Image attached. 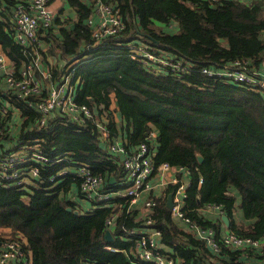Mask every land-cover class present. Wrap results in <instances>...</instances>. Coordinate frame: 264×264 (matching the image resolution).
Returning a JSON list of instances; mask_svg holds the SVG:
<instances>
[{
	"label": "trees",
	"instance_id": "16d2710c",
	"mask_svg": "<svg viewBox=\"0 0 264 264\" xmlns=\"http://www.w3.org/2000/svg\"><path fill=\"white\" fill-rule=\"evenodd\" d=\"M102 1L117 10L122 27L101 44H94L86 21L91 3L69 0L75 21L53 17L50 27L38 29L46 34L47 43L27 47L14 36L12 12L18 5L28 9L31 0H0V51L9 59V68L19 77L36 55L42 61L54 55L57 64L51 66V80L58 82V77L60 83L72 64L74 78L80 81L77 103L90 106L98 116L107 113L108 139L122 143L124 154L145 142L155 167L168 162L189 169L186 215L202 224L192 209L206 202L220 204L229 225L222 214L214 222L206 220L208 225L217 226L214 223L219 221L220 227L264 242V95L241 82L202 72V68L220 70L239 63L249 73L264 68V0ZM138 43L181 59L185 69L173 71L131 58L130 50ZM38 76L33 78L40 83V94L17 98L0 91V106L7 102L20 113L8 116L7 129L0 120L5 130L0 145H8L5 154L38 145L44 154L63 160L41 165L37 177L22 188L0 184V228L12 234L0 233V238H22L32 264H140L133 254L134 239L122 228L139 224L138 210L126 211L127 197L92 202L89 210L75 214L65 209L74 207L66 191L71 183L83 197L80 177L74 172L58 176L57 185L49 188L55 171L78 162L101 174L104 190L123 188L126 177L122 155L107 149L108 140L100 139L95 125L68 120L58 109L46 115L42 126L37 124L36 101L47 95V87L58 84ZM150 130L155 131L153 138L147 137ZM173 187L168 185L156 199L152 218L153 227L160 230L159 249L172 256L174 264H264V245L239 249L221 244L213 253L182 227L166 206V193ZM237 209L242 211L239 221ZM112 214H116L114 223L108 227L104 222ZM105 229L111 231V241L104 240Z\"/></svg>",
	"mask_w": 264,
	"mask_h": 264
},
{
	"label": "built area",
	"instance_id": "2783aa9c",
	"mask_svg": "<svg viewBox=\"0 0 264 264\" xmlns=\"http://www.w3.org/2000/svg\"><path fill=\"white\" fill-rule=\"evenodd\" d=\"M88 1L91 3L92 13L88 17L87 23L92 26L91 34L94 38V44H101L105 37L120 31L122 19L117 10H114L108 3L102 0ZM219 1L221 0H210L211 3ZM239 1L247 2L248 0ZM47 2L48 0H31L28 9L18 5L13 10L14 36L18 42L26 44L28 41L35 39L39 28L51 26L53 14L48 8ZM129 56L139 58L143 63L150 60L168 66L173 71H183L185 69L181 59L174 60L173 58L176 57H170L163 50L151 51L143 43L133 44ZM69 67L70 69L63 76V80L57 85L47 87L49 88L47 95L36 101L35 106L40 112V119L37 124L42 126L45 123L46 115L50 112H56L58 109L68 120L95 125L100 139L102 141L108 140L107 149L122 155L120 164L126 177V185L114 194L128 198L127 212L135 210L131 209V206L137 204L138 200L142 198L141 204L144 212L139 216L137 215L138 219H135L139 224L130 227L122 226L124 233L134 239L133 254L140 264H174L175 262L172 256L159 249L160 230L153 227L155 221L152 218V210L156 205V199L160 197L159 191L161 192L168 185L174 186L170 190L172 194L171 215L196 238L203 240L213 253L220 249L221 244L228 248L239 249H258L264 245L262 240L242 236L226 227H220L219 221L214 223L217 226L208 225L206 220L214 222L219 215L224 214L220 204L206 202L192 209L195 215L202 218V224L186 215L183 206L186 187L190 181L189 169L181 165H171L168 162H162L155 167L152 162V154L145 142L140 143L133 151L124 154L126 150L122 143L108 139L109 132L106 123L109 118L107 113L104 112L103 115L98 116L93 108L86 104H79L74 100L69 85L74 66L70 64ZM0 70L5 75L6 89L10 94L16 95L17 98L40 94L41 87L38 79L33 78L26 69H22L20 76L16 77L14 72L7 67L6 56L2 52H0ZM202 72L208 76L216 75L241 82L248 87H254L258 84L264 87V74L261 72L249 73L241 63L235 67H226L220 70L202 68ZM259 90L264 95V91ZM9 110L8 105L0 106V120L9 114ZM2 132L3 128L0 127V135ZM154 136V130H150L147 134L148 138ZM61 159L51 158L44 154L38 145H33L30 151L25 152L18 151V153L5 154L0 151V184H12L22 188L25 184L31 183L30 179L37 177L41 165H52ZM74 166L71 164L68 169L56 171L50 179L55 175L61 176L74 172L76 176L80 177L79 187L84 199L90 202H99L107 201L112 197L113 191L103 189L104 178L101 174L93 173L90 166L84 163L78 162ZM115 216L116 214L108 216L104 224L110 227L114 223ZM109 248L111 250L116 249L114 247ZM28 263L29 257L22 248L19 237L0 238V264Z\"/></svg>",
	"mask_w": 264,
	"mask_h": 264
},
{
	"label": "crops",
	"instance_id": "0c3cea01",
	"mask_svg": "<svg viewBox=\"0 0 264 264\" xmlns=\"http://www.w3.org/2000/svg\"><path fill=\"white\" fill-rule=\"evenodd\" d=\"M249 1H251V0H248L247 2H249ZM48 8L50 9L51 13L54 15L53 16L54 19H55V17L58 18L60 21H63L64 19H68L70 23H72L76 19V13L74 11V7H71V5L69 4V0H51L48 3ZM91 28H92V26H91ZM54 32H55V34H57L58 33L57 29H55ZM45 35L46 34L44 32H41L40 30H38L37 35H36V39L28 41L26 43L27 47H31L34 44V42L41 47L43 45V43H47V41L44 40V36ZM33 60L34 61H33L32 64H29L26 68H23V69H26L28 71V73L32 77L33 76L37 77L38 76L37 74H40V76H38V77L41 80L48 81L49 84H56L57 81L56 82H52V80H51L52 77H53L52 72H51V66L57 64L56 57L54 55H50L44 61H42V58H40V55H36V57ZM69 60H70V58L67 59V61H69ZM6 63H7V67L11 66L7 56H6ZM62 64H63V62H62ZM259 72L264 74V68H262ZM55 78L59 82V78L58 77H55ZM79 84H80V81L78 80V78H74V75H73V72H72L69 85H70V88H71V85H72V89H70V90H71V93H72L73 98H74L75 101H76V92H77V88H78ZM0 91H3L4 93L10 94L9 91H7V89L5 87L4 76H3V71L2 70H0ZM2 105H7V102L3 101ZM9 108H10L9 114L7 115V117L2 119V124L5 125V129H7V123L9 122L8 116H11V114H15V115L18 116L20 114L16 107L15 108L9 107ZM4 133H5V130L3 129V132L1 133V135L4 134ZM4 146H5L4 148H1V145H0V151L3 152V153H5L4 151L8 148V145L7 146L4 145ZM8 152H11V151H8ZM60 158H62V159L59 160L58 162L63 160V157H60ZM64 159L67 160V158H64ZM50 180H51V184L49 185V188L52 189V188H54L57 185V183L59 181L58 180V176L55 175ZM35 184H32L31 186H33ZM3 185L4 186H14L12 184H3ZM76 188H77L76 185H72L70 183V186H69V188L67 189L66 192H67V195L69 196L68 199L71 200L74 203V207H72L71 205H66V206H70L72 210H77V212H79V213L81 211H84V210H89L91 208V206H92V202H90V201L84 199L83 197L79 196L78 193L76 192ZM164 191H165V188L162 189L161 192L159 191V195L162 196V194H164ZM167 194H168V192L166 193V196H167ZM234 195H235L236 204H238L240 202V200H241V196H240L239 192L235 193ZM113 197H116V196H113ZM141 200H142V198H140L138 200L137 204H133L131 206L132 207L131 209H137L138 210L137 211V215L138 216L143 213ZM236 216H237L236 221L241 220L242 219V211L237 209ZM10 231L11 230L8 229V228H0V233H5L7 235L12 236ZM16 236L18 237V235H16ZM20 239H21L22 248H23V239L22 238H20ZM29 255L31 256L30 252H29ZM30 256H29V263L28 264H32V258Z\"/></svg>",
	"mask_w": 264,
	"mask_h": 264
},
{
	"label": "water",
	"instance_id": "95a60500",
	"mask_svg": "<svg viewBox=\"0 0 264 264\" xmlns=\"http://www.w3.org/2000/svg\"><path fill=\"white\" fill-rule=\"evenodd\" d=\"M197 158H198V160H202V156L200 154L197 155ZM110 182H113V178L112 177L110 178ZM171 196H172V194H171V191H170V192H168V194L166 196V206L168 208H171V206H172ZM65 209L67 211H71L72 210L70 206H66ZM72 212L75 213V214L78 213L77 210H72ZM221 218H222L224 224L229 225V219H228L227 215L224 214V215H222ZM103 238H104L105 241H111L113 239V235H112V233H111V231L109 229H105Z\"/></svg>",
	"mask_w": 264,
	"mask_h": 264
},
{
	"label": "rangeland",
	"instance_id": "374dc122",
	"mask_svg": "<svg viewBox=\"0 0 264 264\" xmlns=\"http://www.w3.org/2000/svg\"><path fill=\"white\" fill-rule=\"evenodd\" d=\"M261 84V83H260ZM262 85V84H261ZM253 88H255V89H262L263 91H264V87H262V86H260L259 84L257 85V86H254ZM70 89H72V85H71V88ZM259 91H261V90H259ZM62 176V175H61ZM64 180V179H63ZM120 189H117V190H113V194L115 193V192H117V191H119ZM112 194V196H116V194H114L113 195ZM116 197H119V196H116ZM117 205H119V202L117 203ZM142 210H144V208H143V206H142ZM144 212V211H143ZM135 219H138V217H136Z\"/></svg>",
	"mask_w": 264,
	"mask_h": 264
}]
</instances>
